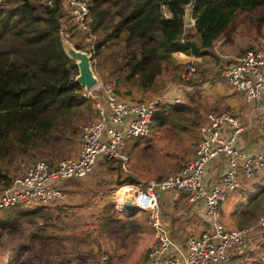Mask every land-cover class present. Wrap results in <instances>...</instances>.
Here are the masks:
<instances>
[{"label":"trees","instance_id":"16d2710c","mask_svg":"<svg viewBox=\"0 0 264 264\" xmlns=\"http://www.w3.org/2000/svg\"><path fill=\"white\" fill-rule=\"evenodd\" d=\"M190 1L89 0V30L82 32L63 11L61 0H50V4L47 0H2L0 186L9 184L16 172L10 168V163L20 162L24 166L36 159L45 160L49 164L56 163L57 161H53L55 157L64 156L75 144L79 127L94 120L90 97L75 80L78 69L75 61L65 53L63 40L71 42L76 49L86 51L90 54L91 61L96 57L97 60H93L95 67L116 68L119 78L117 81L126 85L125 95L136 93L140 94L136 96L141 97L138 99H143L146 98L144 94L153 93L166 84L179 83L188 87L201 84V78L204 77V69H199L201 63L195 62L197 70L188 73L184 63L179 62L176 55L183 53L201 62L213 55L211 49L214 42L226 33L240 11L264 7V0H193L191 14L194 25L186 27L184 7ZM163 8L170 13V17L162 16ZM215 58L218 59L216 56ZM217 66L219 63L216 61L215 67ZM121 72L126 74L125 77L120 76ZM160 105L161 110L154 115L155 125L163 127L171 124V131L187 130L185 123L191 122L182 115L183 105ZM188 112L189 109L184 113ZM172 114L180 115L178 122L171 120ZM152 127L151 125V130ZM141 140L143 139L129 140L127 145L130 144V148L126 152L129 156L128 171L140 178L142 174H148L149 164L154 159L151 152H138L143 148L150 149L148 145L137 149ZM31 159L33 160L30 161ZM111 161L116 165L107 166L110 172L118 175L126 173L118 160ZM183 163L174 173L182 168ZM59 188L64 192L63 185H59ZM260 194L258 198L253 197L249 201L248 208L242 210V224L247 225L251 219L263 214V190ZM58 199L47 204L46 208L23 212L12 220H0V227L14 231L19 228L18 224L24 214L40 217L43 209L46 211L42 215L45 225L41 232H45L44 238H71L69 234H60L55 223L61 216L67 215L69 218V209L79 211L81 203L74 204V207L67 204L55 205L61 201H57ZM49 206H52V210L47 209ZM6 209L9 208L0 210V213ZM103 212L104 209L101 208L100 212L96 210L94 213L92 220L96 228L104 229L112 222L105 219ZM118 223L122 235L144 230L143 225L135 220ZM249 225L251 224L247 226ZM72 227L75 226L68 222L67 228ZM256 231L259 230H253L247 238L244 252L247 241L252 239ZM111 233L114 234V231L111 230ZM152 245L153 243L148 247L142 264H145ZM244 252L232 258L230 264L232 261L240 264V257Z\"/></svg>","mask_w":264,"mask_h":264},{"label":"built area","instance_id":"2783aa9c","mask_svg":"<svg viewBox=\"0 0 264 264\" xmlns=\"http://www.w3.org/2000/svg\"><path fill=\"white\" fill-rule=\"evenodd\" d=\"M61 7L78 30H89V0H61ZM162 16L168 18L170 13L163 8ZM184 25L192 27L194 19L191 17L190 23ZM187 70L188 73L195 71L192 62L187 64ZM220 71L229 87L247 103L255 105L264 96V46L244 50ZM87 93L95 118L81 128L77 154L54 164L45 160L30 162L9 184L0 187V210L19 204L54 202L63 196L58 181L86 177L100 159L118 158L125 168L127 142L148 137L160 104L171 101L164 94L137 100L123 98L112 81L96 82ZM240 121V115L234 110L209 113L190 155L177 173L130 187L133 210L138 215L144 213L154 230L155 241L146 264H230L232 258L243 254L253 230L264 231V206L263 214L252 226L226 229L221 221V202L243 182L264 172V151H247L236 145ZM219 156L226 158L224 170L212 181H206L207 164ZM169 191L186 196L188 203L201 202L208 227L197 234H187L182 242L173 238L163 222L160 205L164 193ZM117 212L128 215L123 197ZM11 260L10 253L0 256V264H9Z\"/></svg>","mask_w":264,"mask_h":264},{"label":"rangeland","instance_id":"374dc122","mask_svg":"<svg viewBox=\"0 0 264 264\" xmlns=\"http://www.w3.org/2000/svg\"><path fill=\"white\" fill-rule=\"evenodd\" d=\"M64 44H67V40L64 41ZM69 44L73 46L71 42ZM257 45L264 46V7H257L251 11H240L237 14L226 33L221 35L213 44L211 52L218 59L210 55L202 59L201 62L195 61L194 58L190 60L196 70L195 62L201 63L200 70L204 69V77L201 78L203 81L201 84L198 83L194 87H188L184 84L170 83L157 88L153 93L144 94L146 97L164 94L171 99V101L164 103L183 105L182 115L191 123H185L186 131H171V124L159 127L155 125L156 122L153 118L151 134L141 140V145L137 147V149H141L143 146H150V149L143 148L139 149L140 151L138 152L146 154L151 152L154 157L149 164L148 174L141 175L143 181L171 175L182 165L189 156V152L192 151L199 130L206 122L209 113H223L228 110H234L235 105L240 102V97L229 87L220 70L229 60H233L235 57L240 56L244 50ZM88 55L90 56V54ZM177 58L187 68L186 64L189 59H186V61L179 57ZM93 60H97V58L95 57ZM93 60L91 61V67L95 71V61L93 62ZM127 61H125V64ZM216 61L219 63L217 67H215ZM186 75L188 76L187 73ZM95 76L97 82H114L118 95L123 98H141L139 96L136 97L140 95H136V93L126 96V85L119 83L117 76L107 79H100L96 74ZM84 91L88 95L85 88ZM91 109L95 117L92 102ZM187 109H189V112L186 114L184 112ZM159 110H161V105L157 111ZM179 117L180 115L172 114L171 120L176 123ZM83 126L79 127V134ZM79 134L71 150L65 152L62 157H55L54 162L77 154ZM127 146V151L125 152H128L130 144ZM108 161L111 160L98 161L93 171L82 179L68 180L64 184L63 181H58V186L63 185L64 187V199L55 205L67 204L74 207V204L81 203L79 211L71 208L68 213L66 211L67 214H70L69 218H67V215L61 216L55 223L57 226L56 230L60 234H69L71 238H66L62 241L44 238L45 232H41L45 225L42 215L46 211L42 209L40 217L24 214L18 224L19 228L17 227L18 229L14 231H8L6 228L0 227V256L10 253L12 260L9 264H56L63 258L66 264H69V262H72L70 264H142L144 255L153 240L147 228L141 232H130L122 235L119 232L120 228L117 220L105 218L112 222H110V226L104 229L96 228L93 225L92 219L95 211L100 212L101 208L104 209L103 206L106 208V204L109 207V214L118 216L117 213H114L117 212L115 205L120 200L123 190L129 187L127 185L122 186L123 184L120 182L124 177V173L118 175L108 170L107 166L116 165L115 162ZM19 163L9 164L10 168L16 171L14 175L28 165L23 166L22 163ZM231 196L234 197L236 194ZM232 197L224 199L225 206L224 209L221 207V214H227L226 211L228 213L231 211L229 207L234 204ZM40 207L46 208V205L19 204L13 208L3 210L0 213V220L5 218L12 220L14 216H19L23 212H30ZM51 208L52 206H49L47 209L52 210ZM49 210L47 212L52 214ZM178 218V215L175 214V221H178ZM232 220L233 218L229 216H225L224 220L222 218L223 224L227 226ZM68 222L75 227L67 228ZM111 230L114 231V234L111 233ZM116 236L118 237L116 238ZM262 236L263 234L258 231L254 236L253 242L251 238L249 239L246 252L240 257V264H264V237ZM95 248L96 251H94ZM61 254H63V257ZM40 258L43 259V263H37ZM69 258H73V260L66 261ZM231 264H237V262L232 261Z\"/></svg>","mask_w":264,"mask_h":264},{"label":"crops","instance_id":"0c3cea01","mask_svg":"<svg viewBox=\"0 0 264 264\" xmlns=\"http://www.w3.org/2000/svg\"><path fill=\"white\" fill-rule=\"evenodd\" d=\"M126 53H127V51L124 53V55ZM122 57H123V55L120 57L119 61L122 59ZM177 57L184 59V60L189 59V61L191 59H193L191 56L185 55L183 53H178L176 55V58ZM177 60H178V58H177ZM95 69H94L95 71H93V73H94V75L96 74L97 76H99L100 79L101 78L107 79V78H111V77L118 75L116 72V68L107 69V68H100V67L97 68L96 67ZM125 75L126 74H124V73L122 74V72L120 73L121 77L122 76L125 77ZM236 94L240 97V102H238L235 105L234 111L240 115V120H241L240 121L241 130L237 136L236 145H237V147L244 149V150H247V151H264V96L262 97V99L258 103L253 105V104H250V103H247L246 101H244L240 94H238V93H236ZM224 132H226L225 129H224ZM124 153L128 156V154L125 152V149H124ZM190 153L191 152H189V155H190ZM102 160H105V159H100L99 161H102ZM112 160H118L121 164V161L118 158H115ZM128 161H129V156H128ZM225 166H226L225 156H219L218 158L210 161L205 168V179H206V181H208L210 179L212 181V179L214 177H216L218 174H220L224 170ZM121 168L123 169L124 172H126L124 174V177H126L128 175L133 176L134 178H136L137 180L140 181V183L138 185H142L145 182V181H143L142 178L137 177L133 174H130V172L128 171V164L125 166V168H123L121 165ZM123 178L120 181H122ZM80 179H82V178H80ZM62 181L64 182L65 180H62ZM124 185L132 187L133 185H136V184H129V182H125V183H123L122 186H124ZM262 190L264 192V172L256 175L251 180L243 182L241 187L238 190L234 191L235 193L232 192L227 196V198L229 199L230 197H232L231 196L232 194L233 195L236 194V196L232 197V200L234 201L233 206H231V207L228 206L229 209H231V211L228 213L225 209L227 214H223V213L221 214V221H222V218L224 220L225 216H229V217L233 218L232 222H230L228 224L229 226L223 224V225H225L224 227L226 229L235 228V227L236 228L244 227L245 224H242L243 219L240 218V214L243 213L242 210L248 208L249 201L253 197L258 198L261 195L260 193ZM122 197H123V195H121L120 200H122ZM63 199H64V192H63V196L61 197V199H58L57 201H60ZM224 203H225V201L221 202L220 213H221V207L224 209V206H225ZM262 203H264V200L262 201ZM117 204L118 203H116V205H115L116 210H117ZM160 205H161L163 222L168 226L169 231H170V235L180 242H182L185 239L187 234H189V233L197 234V233L201 232L202 230H204L208 227V220L204 214V207H203L201 202H199L197 204L188 203L186 196L178 195L174 191H169V192L164 193L163 198L161 199ZM103 207H104V213H105L106 218L114 219V220H117L118 222L119 221L125 222V221H129V220H135V221L141 223L143 225L144 229L147 228L148 231H150V233L153 237L152 243L154 245V241H155L154 230L149 225L144 213H140L139 215L137 213L135 216H133V215H124V214L113 211L114 213H117V215H118V216H113V214L110 215L108 212V210H109L108 204H106V208H105V206H103ZM175 214H177L179 217L178 221H175ZM261 215L262 214H259V216L256 219H251L252 221L248 224L254 225L258 221V219L260 218ZM222 223H223V221H222ZM247 225H245V226H247ZM252 225H250V226H252ZM259 231L263 234L262 237H264V231H261V230H259ZM257 232L254 233V235L252 236V239H254V236L256 235ZM57 240L62 241L59 238H57ZM248 241H247V243H248ZM153 245H152V247H153ZM94 251H96V248ZM61 255L63 257V254H61ZM55 259H56V257H55ZM70 260H73V258H69L66 261H70ZM146 260H147V258H146ZM37 263H43V259L40 258V260ZM70 263H72V262H69V264ZM56 264H66L65 259L63 258V260H60L59 263H56ZM145 264H146V261H145Z\"/></svg>","mask_w":264,"mask_h":264},{"label":"water","instance_id":"95a60500","mask_svg":"<svg viewBox=\"0 0 264 264\" xmlns=\"http://www.w3.org/2000/svg\"><path fill=\"white\" fill-rule=\"evenodd\" d=\"M193 6V0H191L187 5L184 7V23L188 24L191 21V11ZM63 40V48L67 56L74 60L78 69V74L75 78L76 82L79 83L85 90L91 89L97 82V78L93 73L92 67H91V60L88 53L85 51L76 49L74 46L69 44L67 41V44H64ZM122 184L125 182H129V184H136L138 185L140 183L139 180L134 178L131 175H128L123 178L122 181H120ZM123 202H124V208L126 211H128V215L135 216L137 214V210H133L134 208V202L129 194H124L123 196Z\"/></svg>","mask_w":264,"mask_h":264},{"label":"bare ground","instance_id":"6f19581e","mask_svg":"<svg viewBox=\"0 0 264 264\" xmlns=\"http://www.w3.org/2000/svg\"><path fill=\"white\" fill-rule=\"evenodd\" d=\"M130 187H126L124 190H123V192L121 193V195H124V194H130ZM121 199V198H120ZM121 204H122V200H119V202H118V204H117V210L116 211H118L119 210V207H121Z\"/></svg>","mask_w":264,"mask_h":264}]
</instances>
